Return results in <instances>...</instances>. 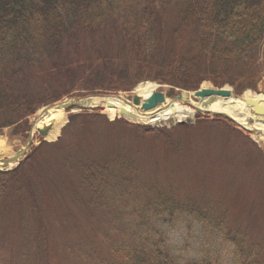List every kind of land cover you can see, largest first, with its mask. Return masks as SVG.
Returning a JSON list of instances; mask_svg holds the SVG:
<instances>
[{
    "label": "trees",
    "instance_id": "obj_1",
    "mask_svg": "<svg viewBox=\"0 0 264 264\" xmlns=\"http://www.w3.org/2000/svg\"><path fill=\"white\" fill-rule=\"evenodd\" d=\"M97 34L103 40L99 51L83 57L81 39ZM262 57L264 0H0V133L9 128L12 137L26 138L29 117L41 106L92 89L130 90L143 79L171 85L170 96L179 93L175 88L198 89L205 79L217 86L229 83L236 93H242L257 88L252 70ZM119 59L127 64L121 71L115 69ZM207 59L210 65L205 71ZM238 79L242 86L237 85ZM93 119L105 122L117 134L93 154L78 151L83 155L78 162L71 159V152L64 153L62 161L51 160L64 171L79 172V184L87 194L76 197L88 195L84 203L93 208L88 218L99 243L92 231L77 240L54 235L51 220L55 217L48 210L39 211L36 198L38 192L48 195L39 185L46 191V181L55 168L47 163L43 151H60L65 142L70 146L77 132L70 130L63 138L67 130L74 125L85 130ZM177 129L173 140L172 129L122 118L110 121L97 112L71 114L60 140L42 141L18 167L0 171L4 212V203L24 204L29 195L33 197L31 212L15 211L22 219L20 231L28 240V258L18 257L17 245L11 242L0 247V264H264V240H248L231 219L230 202L173 195L169 187L177 184L164 188L151 179L145 181L137 159L139 146L155 137L166 142V148L158 151L165 162L172 148H176L175 160H186V153L179 152L181 141L187 149L199 145L210 151L216 146L212 152L227 163L233 159L234 138L254 142L221 116L198 114L195 123L179 124ZM193 129L205 136L192 140ZM90 131L102 141L105 132L92 127ZM126 132L131 140L125 142L121 139L125 140ZM88 135H83L86 143ZM123 143H127L125 154ZM2 208L0 236L7 229ZM99 217L106 218V223L100 224ZM178 224L193 254L180 253L173 246L169 229Z\"/></svg>",
    "mask_w": 264,
    "mask_h": 264
},
{
    "label": "rangeland",
    "instance_id": "obj_2",
    "mask_svg": "<svg viewBox=\"0 0 264 264\" xmlns=\"http://www.w3.org/2000/svg\"><path fill=\"white\" fill-rule=\"evenodd\" d=\"M100 36V34H97L92 38L83 37L81 39L80 43L83 57L90 58L93 55L95 56L99 51L100 44H103V40ZM116 48H120V46L116 45ZM89 53H91V55ZM126 65L127 64L123 59H119L116 63L115 69L121 71L126 68ZM209 65L210 61L207 59L203 64V69L205 71L208 70ZM252 73H256L254 80L257 83V88L245 89L246 91L244 90L245 92L243 91L240 97H245L247 91L251 92L249 95L251 98L259 94L258 90L262 93L264 92L263 57L260 58L258 65H255ZM143 80H140L136 87H138L140 83L145 84L146 81ZM203 83L207 86H213L214 84L210 79L203 80ZM236 83L241 86L244 84L242 79L236 80ZM224 85L227 86V88H231L233 93L236 92L235 86L230 85L229 83H225ZM136 87L130 92L121 93L122 97L131 99L136 93ZM161 89L168 95L170 88L167 86L160 87L157 85L153 90ZM91 91L96 92L98 90L92 89ZM74 93H79V90ZM47 106L48 105L40 108L30 118V123L34 121L39 111ZM164 106L165 104H161L158 111L165 108ZM99 107H92L91 109H88V111L91 113H100L105 116L106 119L111 120V116L105 110V107ZM71 113L73 112L68 113V117ZM246 113L249 114V122L252 126L259 121L261 122L262 116L258 115L257 118L259 120L255 119L252 107H249V110H247ZM183 120H185L187 124H192L195 122L196 116ZM91 123L92 124L85 130H79L75 125L67 130L63 138L68 137L70 130L77 132L70 143V146H68V142H65L60 145V151L53 150V148H47L43 151L45 158H47V163L55 168L52 170L49 179L46 181V191H44L41 188V185H39L43 192H48V195H39L38 192V195H36L38 210L41 212L48 210L54 215L55 218L51 220V222L53 221L54 223L52 232L58 237L71 236L74 240H77L83 237L86 231L93 230V221H90L88 218V215L93 213V208L91 206H86L84 203V198L86 199L88 195H81L83 197L80 196L79 198L76 197L77 194H87L85 189L79 184V172L64 171L60 167L54 165V162L51 160V157H57V159L62 161L66 156L64 153L71 152V159L78 162L80 161L81 156L95 153L100 149L101 143H104L105 141V143H108L107 140L117 134L107 129V124L100 119H93ZM142 123H147L148 125L156 126L158 128L172 129L171 137L173 140L176 138V129L179 125L177 119H169L159 123ZM90 127H92V130L94 129L95 132L98 130L105 132L102 141L96 136V134H93L92 131H90ZM179 131H181V128L177 129V132ZM193 131L194 132L190 130L191 134H195L192 140H196L199 135L201 138L205 136L200 130L193 129ZM117 132L120 134V129ZM132 132L137 133L135 129H133ZM61 134L62 129L59 132V135ZM84 134H91L90 140L89 135L86 137L87 143L83 140ZM126 135L125 140L121 139L122 141L126 142L127 140H131V136L128 132H126ZM58 136L54 139H44V137L38 134V137L33 141V145L37 146L44 140L47 142H56L60 140ZM250 136L255 138L256 143L250 144L248 142L247 144L246 140L239 137L233 139L234 146L231 148V159H233L231 163L224 161L221 156H215L212 151L216 150V146L210 151L203 147L200 148L199 145L187 149V147H185L186 143L182 141L178 144V146H180L179 152L180 154L186 153V160H182L180 157H178V160H175L172 156L173 151L176 150V148H172L166 153L165 162L163 156L159 155L158 151H162L166 148V142L160 137L150 138L147 141L142 139V142H146L139 146L140 154L137 156V159L142 165L141 176L145 181L149 182L151 179L154 182H158L159 186L164 188L167 187V184H173L175 182L177 185L175 187L170 185L169 188L174 191L173 195L181 198H184L185 196H207L214 203L220 199H225V201L230 202L233 207V210L231 211V219L243 229L248 240L251 242L264 240V139L254 134V132H251ZM77 138L81 141L78 142ZM0 140L6 142L8 153L3 157L0 154L1 158L8 157L17 152L25 143V138L12 137L9 128L3 130V133L0 135ZM170 145L173 146L172 144ZM153 146L154 149L152 148ZM81 149L85 150L83 155L78 152L81 151ZM125 149L127 152V143H123L124 154ZM15 165L16 164H14V166ZM167 166L169 167L168 170L165 169ZM6 202H10V199ZM32 203L33 197L31 195H29V198L24 204L4 203L5 213L10 212V214L6 216L7 229L5 232L1 233L0 247H4L5 245L9 246L11 242H18L17 251H24L25 248L29 247L27 238L23 236V233L20 231V221H22L21 216L15 211L31 212L33 210L30 207ZM0 207L2 208L1 205ZM24 215L25 214L22 213V216ZM98 219L100 224H103V222L106 223V218L99 217ZM10 222L12 223L11 225ZM180 226L181 225L176 226L175 228L171 227L169 229V234L171 242L176 250L185 254L190 251V248L182 236L184 229ZM105 232L108 233V230H105ZM91 236L97 241V243H99V240L93 231ZM97 243L95 242L94 244L97 245ZM190 253L193 254L191 251ZM16 254L19 256V253Z\"/></svg>",
    "mask_w": 264,
    "mask_h": 264
},
{
    "label": "bare ground",
    "instance_id": "obj_3",
    "mask_svg": "<svg viewBox=\"0 0 264 264\" xmlns=\"http://www.w3.org/2000/svg\"><path fill=\"white\" fill-rule=\"evenodd\" d=\"M157 87L154 82H146L145 84H140L136 93L142 97H147L151 91ZM207 90L209 89L207 85H204ZM225 89H228L227 87ZM224 91V89H222ZM250 91H247L245 97H237L234 95H222L219 98L210 101L208 105L206 98H200V100L195 101L188 99L191 105L183 104L178 100L167 99L165 102V108L160 111H149L141 112L135 106L130 105L121 96H90L83 98L84 106H96L102 105L111 117L120 115L124 113L130 119L141 121V122H154L159 123L169 119L182 120L189 117H193L197 110L211 111V112H221L229 115L230 117L237 120L239 123L246 125L248 128L256 130L260 136L264 139V122H257L255 125H249L247 120L249 119V114L246 113L249 110V106L246 103V99L249 98ZM226 94V93H225ZM262 104H264V93H259L255 96ZM68 119V111L65 108H59L52 106L50 108H45L40 110L39 114L34 119L33 122V136L38 137V128H42L45 125H52L51 131L47 135V139H54L59 135L62 126ZM0 154L3 157L7 153V144L5 141L0 140ZM4 161L0 157V167L4 166ZM15 163L9 165L12 166ZM8 166V167H9Z\"/></svg>",
    "mask_w": 264,
    "mask_h": 264
},
{
    "label": "water",
    "instance_id": "obj_4",
    "mask_svg": "<svg viewBox=\"0 0 264 264\" xmlns=\"http://www.w3.org/2000/svg\"><path fill=\"white\" fill-rule=\"evenodd\" d=\"M231 94H232V92L230 90L224 89V91H223L222 89H213V88L212 89L209 88L208 90L206 88H203V89H200L194 93V95L198 98H204V97L211 98L209 100V102L213 101V99L216 95H228L229 96ZM188 96L189 95L187 92H183L182 95L177 96V98L182 97L183 99H181V101L190 104L187 101ZM164 100H165V94L163 92L156 91V92H153L149 97L145 98L143 100V102L141 101L139 95L134 96L133 103L135 105H141V109H143V110H150L152 108H155L159 103L163 102ZM246 101H247V103H249L250 105H252L254 107L255 114L264 115V106L260 105L258 100H253V99L248 98ZM54 106L59 107V108H65V109H68V108L76 109V108L84 107V104H83L82 98H70V99H66L65 101L58 102ZM206 112H209V111H206ZM209 113H211V112H209ZM211 114H213V115H217V114L226 115V114L221 113V112H212ZM226 116H228V115H226ZM228 117L230 119H232L233 121H236L234 118H232L230 116H228ZM263 121H264V119H263ZM180 122H183V121H180ZM239 125L242 128L248 129L245 125H242V124H239ZM51 127H52V125H45L43 128H38V131L41 135L46 136L49 133ZM32 139H33L32 134H30V136L28 137V140L26 142V145H25L26 147L24 149L18 151V153L13 158V160L14 159L18 160L20 157L25 155L30 143L32 142ZM9 161H11V159L7 160L6 163H9Z\"/></svg>",
    "mask_w": 264,
    "mask_h": 264
}]
</instances>
